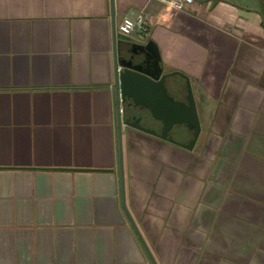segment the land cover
Listing matches in <instances>:
<instances>
[{"label":"crops","instance_id":"obj_1","mask_svg":"<svg viewBox=\"0 0 264 264\" xmlns=\"http://www.w3.org/2000/svg\"><path fill=\"white\" fill-rule=\"evenodd\" d=\"M139 11L200 130L188 149L122 124L125 207L156 264H264V0H114L116 31ZM113 47L110 0H0V264H153L123 207Z\"/></svg>","mask_w":264,"mask_h":264},{"label":"water","instance_id":"obj_2","mask_svg":"<svg viewBox=\"0 0 264 264\" xmlns=\"http://www.w3.org/2000/svg\"><path fill=\"white\" fill-rule=\"evenodd\" d=\"M110 3L114 35L113 60L115 76L113 91L117 108L120 106V102L130 99L133 107H137L140 110L146 109L153 119L161 122V130L156 132L141 124V116L123 119V115L117 110L119 174L123 207L151 262L156 264L124 204L121 126L125 124L191 149L197 139L200 123L189 79L184 76L187 92L186 100L175 99L169 93L166 84L167 77L173 75V73H163L159 51L155 42L153 40L140 41L116 31L114 0H110ZM176 124H184L192 131L193 137L189 143H180L171 137L169 132Z\"/></svg>","mask_w":264,"mask_h":264},{"label":"built area","instance_id":"obj_3","mask_svg":"<svg viewBox=\"0 0 264 264\" xmlns=\"http://www.w3.org/2000/svg\"><path fill=\"white\" fill-rule=\"evenodd\" d=\"M177 10H182L193 4L195 0H163ZM118 31L124 35L132 36L140 41H147L149 38V24L143 11H139L135 18L125 17L118 26ZM120 106L117 110L123 113V107Z\"/></svg>","mask_w":264,"mask_h":264},{"label":"rangeland","instance_id":"obj_4","mask_svg":"<svg viewBox=\"0 0 264 264\" xmlns=\"http://www.w3.org/2000/svg\"><path fill=\"white\" fill-rule=\"evenodd\" d=\"M144 111H145V110H144ZM174 126L177 127V128L180 127V129H182L185 125H184V124H176V125H174ZM174 126H173V127H174ZM177 128H176V129H177ZM169 134L171 135V134H172V131L169 132Z\"/></svg>","mask_w":264,"mask_h":264}]
</instances>
